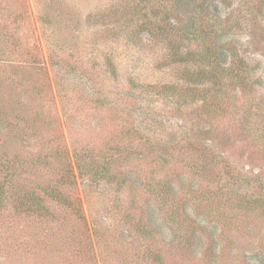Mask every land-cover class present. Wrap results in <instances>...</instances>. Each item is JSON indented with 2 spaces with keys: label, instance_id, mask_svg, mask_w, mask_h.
<instances>
[{
  "label": "rangeland",
  "instance_id": "374dc122",
  "mask_svg": "<svg viewBox=\"0 0 264 264\" xmlns=\"http://www.w3.org/2000/svg\"><path fill=\"white\" fill-rule=\"evenodd\" d=\"M0 182V264H264V0H0Z\"/></svg>",
  "mask_w": 264,
  "mask_h": 264
},
{
  "label": "trees",
  "instance_id": "16d2710c",
  "mask_svg": "<svg viewBox=\"0 0 264 264\" xmlns=\"http://www.w3.org/2000/svg\"><path fill=\"white\" fill-rule=\"evenodd\" d=\"M210 76L211 75H213L214 74V72H210L209 71V73H208ZM77 161H78V159H77ZM78 166H79V164H78ZM97 174V173H96ZM2 187H4V182L3 183H1L0 182V188H2ZM1 191H2V189H0V193H1ZM59 192L58 191H55V190H50V191H48L47 192V194L51 197V198H54V199H56V198H58V194ZM30 198H34V197H30ZM0 201H1V199H0ZM37 202L35 201V204H36ZM31 204H33V201H31ZM21 208V207H20ZM29 209H30V207H28ZM25 209V211H29V209ZM32 208V207H31ZM17 209H19V207L17 206Z\"/></svg>",
  "mask_w": 264,
  "mask_h": 264
}]
</instances>
